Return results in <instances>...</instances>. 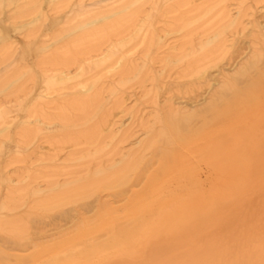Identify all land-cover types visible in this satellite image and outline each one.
Instances as JSON below:
<instances>
[{
    "label": "bare ground",
    "instance_id": "bare-ground-1",
    "mask_svg": "<svg viewBox=\"0 0 264 264\" xmlns=\"http://www.w3.org/2000/svg\"><path fill=\"white\" fill-rule=\"evenodd\" d=\"M262 11L0 0V264H264V224L239 214L264 173Z\"/></svg>",
    "mask_w": 264,
    "mask_h": 264
},
{
    "label": "rangeland",
    "instance_id": "rangeland-1",
    "mask_svg": "<svg viewBox=\"0 0 264 264\" xmlns=\"http://www.w3.org/2000/svg\"><path fill=\"white\" fill-rule=\"evenodd\" d=\"M264 12L262 11L261 13L259 12L258 14H257V18L260 20V21H262L263 22V24H264ZM248 39V38H247ZM247 39H241L240 40V46L241 45H244V46H246V45H248V42L246 43V41H248ZM239 58V57H238ZM237 57H236V55H234V57L231 59V60H229V59H226V60H224L223 61V63L221 64V66H223V67H225L226 69H229V68H231V67H233V65H235L239 60H240V58L238 59ZM236 60V61H235ZM235 61V62H234ZM227 63V65H225ZM229 63V64H228ZM214 72V71H213ZM217 74V72H214L213 73V75H216ZM212 77H214V76H212ZM173 85H171L170 87H172ZM208 89V90H207ZM210 90H211V87H208V86H206V87H203L202 89H199V90H197L196 92H194V93H190V94H186L185 96V98L183 99V100H186V102L188 101V98H189V101H188V103H193V102H199L200 100H203L205 97V95H206V97L208 96V94L207 93H209L210 92ZM206 91V92H205ZM201 92L203 93L202 95H201ZM197 94V95H196ZM204 98H203V97ZM176 97H178V96H176ZM175 97V98H176ZM231 102L234 100V99H229ZM229 100L225 103V102H222L221 104L223 105V103H224V105H223V107H222V105H220L219 107H220V109H219V111H226V110H228V111H226L225 112V114H223L221 117H219V116H217V117H215V115L214 114H212V113H206L205 114V118H203V117H197L196 119H198L196 122H203L204 120L206 121L207 119L211 122L209 125H206L205 126V130H207L210 126H217V125H219V124H221V123H227V121H228V119H230L231 117H233V116H231V115H233L237 110H238V108H242V107H240V105L242 106V104L240 103V101H239V99L237 100L236 99V101H234V102H237L238 101V103H236L235 105H234V102H233V105L234 106H237V108H235L233 105H232V108L230 109V104L228 105V102H229ZM240 103V104H239ZM226 104V105H225ZM239 105V106H238ZM228 106V107H227ZM243 106H245L244 104H243ZM234 107V108H233ZM223 108V109H222ZM229 108V109H228ZM218 111V112H219ZM218 112H216V113H218ZM221 112H219V113H221ZM223 113V112H222ZM231 116V117H230ZM219 117V118H218ZM202 120V121H201ZM209 126V127H208ZM10 144V143H9ZM11 154V152H9L8 150L5 152V154H4V157L3 158H1L0 159V173H1V177L2 178H4L5 177V170L3 169V164H4V160L6 159V157L7 156H9ZM157 166H158V163L156 164V165H154V168H157ZM263 174V175H262ZM261 175H259V183H258V185H256L257 187H255L253 190H250L249 192H248V194H247V196L243 199V201L242 202H240L239 203V205L241 206V209L240 210H242V213H241V211L239 212V214H241L240 216H242V215H245L246 217H247V215L249 214V216L252 218H257L258 220H261V223H263L264 224V173H262ZM262 176V177H261ZM252 199V200H251ZM118 200H116V202H117ZM238 205V206H239ZM237 206V207H238ZM250 207H251V209H250ZM247 210V211H246ZM252 210V211H251ZM244 213V214H243ZM247 213V214H246ZM245 216H242V217H245ZM248 216V217H249ZM245 217V218H246ZM65 223H67V221H66V219L63 217L62 218V216L61 215H59L57 212H54V213H52V214H50V218L48 217V218H46V219H44L43 220V224L44 225H46V229H47V231H53V230H56V228L59 226V225H66ZM0 240H1V238H0ZM7 246H8V248H6V251L8 252V253H12V254H16V255H27L28 254V252L30 251V250H20V249H18V248H16L15 246H13L12 244H7ZM14 247V248H13ZM29 255V254H28ZM24 264H29L28 262H26V263H24Z\"/></svg>",
    "mask_w": 264,
    "mask_h": 264
}]
</instances>
